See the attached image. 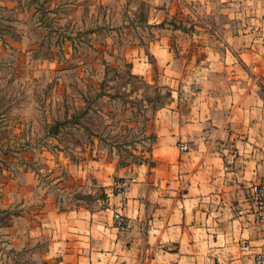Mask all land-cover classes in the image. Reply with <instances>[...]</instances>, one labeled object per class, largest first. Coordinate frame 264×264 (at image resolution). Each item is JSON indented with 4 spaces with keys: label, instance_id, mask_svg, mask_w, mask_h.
<instances>
[{
    "label": "crops",
    "instance_id": "1",
    "mask_svg": "<svg viewBox=\"0 0 264 264\" xmlns=\"http://www.w3.org/2000/svg\"><path fill=\"white\" fill-rule=\"evenodd\" d=\"M128 2L134 16L146 2L147 32L126 47L131 69L170 92L147 159L89 158L71 163L62 193L22 188L9 201L23 221L10 207L0 227V264L10 251L29 264H256L264 253L250 197L264 178V0Z\"/></svg>",
    "mask_w": 264,
    "mask_h": 264
},
{
    "label": "rangeland",
    "instance_id": "2",
    "mask_svg": "<svg viewBox=\"0 0 264 264\" xmlns=\"http://www.w3.org/2000/svg\"><path fill=\"white\" fill-rule=\"evenodd\" d=\"M37 1L29 8L10 0L0 6V227L12 223V212L20 219L21 204L9 200L24 195L22 188L34 198L62 193L71 163L147 159L152 117L168 93L156 81L129 75L126 47L147 32L146 2L134 16L125 7L129 0L53 8L44 5L50 0ZM86 109L75 124V114ZM1 232L3 247L8 239ZM20 253L10 251L12 262L2 264H29Z\"/></svg>",
    "mask_w": 264,
    "mask_h": 264
},
{
    "label": "built area",
    "instance_id": "3",
    "mask_svg": "<svg viewBox=\"0 0 264 264\" xmlns=\"http://www.w3.org/2000/svg\"><path fill=\"white\" fill-rule=\"evenodd\" d=\"M182 150H188L189 145L185 142H180ZM129 186V180H123L117 184V190L121 193L125 192ZM250 197L256 205V209L260 218L262 219V229L264 230V178L251 186ZM246 245L245 247H247ZM256 264H264V253L257 254L255 258Z\"/></svg>",
    "mask_w": 264,
    "mask_h": 264
},
{
    "label": "trees",
    "instance_id": "4",
    "mask_svg": "<svg viewBox=\"0 0 264 264\" xmlns=\"http://www.w3.org/2000/svg\"><path fill=\"white\" fill-rule=\"evenodd\" d=\"M130 65H131V64H130ZM129 75H130L131 78H137V79H140V80L142 79V80H143L142 77H140L139 75L133 74L132 72L129 73ZM160 93H161V92H158V96H157V100H158V101H159V99H161V97H162V96L160 95ZM169 94H170V92L168 91L167 95H169ZM159 95H160V96H159ZM148 100H149V101H152L151 98H148ZM163 104H164L163 101H162V102H161V101L158 102V105H160V106L163 105ZM156 107H157V106H156ZM88 112H89V109H86V110L82 111L81 114H79V113H78V114H75V116H74V120H75V121H74V120H72V121H74L75 124H79V123L81 122V118H82L83 116H86ZM64 123H67V122H66V121H65V122H60L61 125H64ZM58 132H59V128H58L57 131H55L54 133H55V134H58ZM154 138H155V136H154ZM145 160H146V159H145Z\"/></svg>",
    "mask_w": 264,
    "mask_h": 264
}]
</instances>
